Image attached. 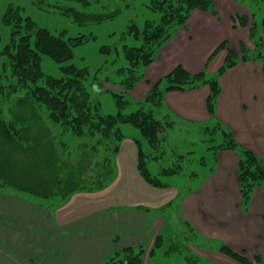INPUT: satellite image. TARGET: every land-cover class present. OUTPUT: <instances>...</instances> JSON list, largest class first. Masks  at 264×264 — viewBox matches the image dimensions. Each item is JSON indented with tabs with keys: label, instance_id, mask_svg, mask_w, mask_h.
Listing matches in <instances>:
<instances>
[{
	"label": "trees",
	"instance_id": "1",
	"mask_svg": "<svg viewBox=\"0 0 264 264\" xmlns=\"http://www.w3.org/2000/svg\"><path fill=\"white\" fill-rule=\"evenodd\" d=\"M115 8L102 6L92 11L89 0H55L46 5L43 0L34 4L39 10L67 18L77 26L99 25L116 19L123 8L130 9L135 1H146L145 6L159 15L157 21H145L139 29L130 21L125 36L140 42L138 47L122 45L126 68L118 69L122 92H110L117 107L113 116L105 115L101 103L91 90L102 89V83L86 68L72 63L73 50L91 36L64 38L65 32L53 35L29 17H22L21 9L8 6L2 22L9 27V42L0 50V192L26 197L42 208H58L75 194H93L108 188L116 178L114 158L124 140L122 126L137 129L146 141L148 150H142L138 141L137 170L141 178L154 188H167L160 177L181 175L191 162L190 155L176 154L167 148V133L177 123L168 116H160L163 96L170 92H190L208 87L207 111L213 114L220 93L218 79L239 62L259 61L264 64V43L257 36L255 25L249 27V43H241L239 55L226 49L223 65L214 76L205 72L191 74L177 66L155 82L143 100L132 101L128 92L143 80V71L155 59L158 50L182 27L194 10L214 14L211 0H119ZM96 2V1H95ZM240 26H247L246 17H238ZM264 34V18L261 21ZM219 45L210 58L225 49ZM100 52L111 56L113 47H101ZM48 56L60 67L61 77H44L40 69L41 56ZM101 69L97 72L99 73ZM44 77V86L36 83ZM24 92L22 96H17ZM93 92V91H92ZM137 107L126 114L129 106ZM207 151H232L238 157L237 177L243 208L252 192L264 185V166L250 151L239 146L232 134L220 123L202 126ZM172 152V154H171ZM175 164L165 165L168 161ZM148 164H154L157 173L151 174ZM198 177L191 173L189 178ZM177 199L153 211L157 216L167 215L172 221L173 237L161 253L163 258L182 257L185 264H202L191 252L190 246L214 249L240 264H251L243 255L211 240H201L190 225L179 218ZM177 224H176V223ZM178 225L182 230L178 233ZM178 234H181L178 235ZM161 247L157 238L154 249ZM143 247H126L109 254L103 264H141ZM28 264H35L30 261Z\"/></svg>",
	"mask_w": 264,
	"mask_h": 264
},
{
	"label": "crops",
	"instance_id": "2",
	"mask_svg": "<svg viewBox=\"0 0 264 264\" xmlns=\"http://www.w3.org/2000/svg\"><path fill=\"white\" fill-rule=\"evenodd\" d=\"M211 1L214 14L192 11L158 50L144 69V80L129 91L133 101L143 100L151 86L177 66L191 74H214L223 65L226 50L210 57L222 43L238 55L241 43L252 48L247 26L234 22L244 15L235 0ZM218 84L213 114L207 111L209 89L203 86L165 94L160 116L201 133L202 126L220 123L264 166L263 66L257 61L239 62L219 77ZM124 137L114 158L116 178L101 192L75 194L51 209L0 192V264H103L109 254L126 247H143L141 264H169L154 247L158 237L160 249L164 236L170 243L171 225L165 216L152 212L175 200L177 192L169 186L154 188L141 178L134 140L142 144L135 133ZM237 166L234 152L217 151L212 167L198 179L199 186L182 195L179 218L199 239L221 243L251 264H264V185L252 192L243 208ZM190 250L202 264H240L214 249Z\"/></svg>",
	"mask_w": 264,
	"mask_h": 264
},
{
	"label": "rangeland",
	"instance_id": "3",
	"mask_svg": "<svg viewBox=\"0 0 264 264\" xmlns=\"http://www.w3.org/2000/svg\"><path fill=\"white\" fill-rule=\"evenodd\" d=\"M36 1L37 0H0V50L9 42V27L5 26L2 22V17L8 6H16L20 8L22 17H29L37 24V26L46 29L53 35H59L61 32H65L64 38H74L79 35L93 37V39H90L87 43L73 50V59L71 60V63L77 68H86L91 76H96L97 81L102 83L103 88L100 90L94 88L91 90V94L93 97L97 95L101 103V110L103 114L111 116L115 115L117 113V107L112 94L104 91L108 88L112 89V91L116 94L122 92V88L119 85L120 77L115 74L118 69L127 67V63L123 58L121 46L126 45L128 47H138L140 45L139 41L127 36H125L124 39L123 35L126 32L130 21H134L137 27L142 29L145 21H157L159 19V15L152 12L145 6L147 3L146 1H135L130 9L123 8L121 10V14L113 21L105 22L99 25L77 26L70 23V21L63 16L39 10L34 4ZM43 1L46 5H51V3L55 0ZM89 1L91 2L92 11L100 10L102 6L109 5L110 8H115V6L118 7L121 4L119 0ZM223 5L227 6L226 3H223ZM235 5L242 11L239 14H244L248 18L244 15H239L233 18L234 22L239 25L238 17H246L248 31L250 25H255L258 33L257 36H260V40L264 43V34L261 33V21L264 18V0H235ZM105 46L114 47L115 52L111 56L102 54L100 49ZM226 49L231 48L226 47L225 50ZM261 51L264 56V51ZM257 62L264 68L263 62ZM1 65L2 58L0 57V72ZM61 66L63 65L55 63L48 56H41L40 69L44 77L48 76L56 79L60 78ZM99 69H101V71L98 73L97 71ZM205 73L207 76L211 77L217 72L212 75H209L207 72ZM44 77L36 83L37 86H44ZM23 94L24 92H21L17 96H22ZM127 94L130 96L129 92ZM129 98L131 99V97ZM136 110V106L129 105L124 112L129 114L135 112ZM121 128L123 129L122 132L125 136H132V133L138 135L139 141L142 144V150L144 152L148 150L146 141L141 137L140 132L137 129L125 125ZM206 139H208V137H205V135L199 132L196 128H189L187 126H177L172 131L167 133V148L172 149V152L176 154L192 153L190 155L191 162L189 165L185 166L183 174L159 178L160 182L166 184L177 192L176 199L179 205V212L182 195L199 186L198 179H200L202 175L212 167L214 154L217 151H207L206 147L209 144L210 146L216 145L220 140L217 138L216 141L209 142L208 144V142H204ZM171 164H175L173 159L172 161H168L165 165ZM148 169L153 175L157 173L154 164H148ZM191 173H196L198 177L189 178ZM165 218L169 226L172 224V221L174 222V219H169L167 215H165ZM170 227L171 232H169L168 239L173 237V229L172 226ZM181 230L182 226L178 225V233H180ZM178 235L181 236V234ZM166 240L167 237L164 236V240L162 242L164 245L162 247L164 248L156 249L157 253H162L167 248L169 240L168 242ZM189 246L190 248L195 247L193 245ZM165 261L169 264H185L182 257L178 255L166 258Z\"/></svg>",
	"mask_w": 264,
	"mask_h": 264
}]
</instances>
